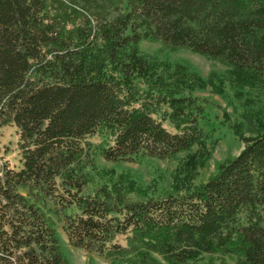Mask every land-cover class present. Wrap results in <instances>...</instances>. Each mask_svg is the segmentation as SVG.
<instances>
[{"label":"trees","instance_id":"trees-1","mask_svg":"<svg viewBox=\"0 0 264 264\" xmlns=\"http://www.w3.org/2000/svg\"><path fill=\"white\" fill-rule=\"evenodd\" d=\"M143 40L264 89V0H0V129L16 127L20 154L0 165V264H70L58 227L108 264H264V132L182 195L147 197L96 168L191 149L208 104L183 93L222 92L142 56Z\"/></svg>","mask_w":264,"mask_h":264},{"label":"rangeland","instance_id":"rangeland-1","mask_svg":"<svg viewBox=\"0 0 264 264\" xmlns=\"http://www.w3.org/2000/svg\"><path fill=\"white\" fill-rule=\"evenodd\" d=\"M138 51L159 63L181 65L204 81L211 79L222 92L206 85L183 93L205 99L208 104V120L200 123L201 142L191 149L164 160L145 158L140 162L112 163L98 157L95 159L96 168L103 173L104 181H109L111 185H126L127 179H130L138 188L145 190L147 197L169 193L182 195L205 183L220 164L235 157L243 147L242 137H254L264 132V89L241 85L235 80L233 68L224 61L184 48H171L159 41L143 40L138 44ZM163 109L167 107L163 106ZM153 117L160 120L158 115ZM162 126L168 132H175L167 122H163ZM91 140L97 141L96 138ZM18 141L14 125L0 129V165L5 164L12 169L20 167ZM128 197L137 198L135 194ZM57 230L62 251L70 264H87L89 258L92 264H108L96 254L73 248L62 230L59 227ZM117 241L125 246L124 236H119ZM157 259L160 264H166ZM224 264H234V259L226 257Z\"/></svg>","mask_w":264,"mask_h":264}]
</instances>
